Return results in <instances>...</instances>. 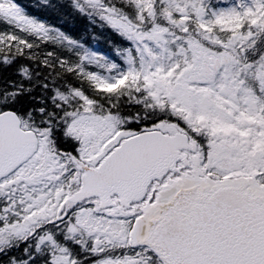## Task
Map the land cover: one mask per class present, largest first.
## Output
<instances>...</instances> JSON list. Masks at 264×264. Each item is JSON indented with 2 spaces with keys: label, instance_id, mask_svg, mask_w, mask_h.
Masks as SVG:
<instances>
[{
  "label": "snow or ice",
  "instance_id": "obj_1",
  "mask_svg": "<svg viewBox=\"0 0 264 264\" xmlns=\"http://www.w3.org/2000/svg\"><path fill=\"white\" fill-rule=\"evenodd\" d=\"M0 264H264V0H0Z\"/></svg>",
  "mask_w": 264,
  "mask_h": 264
},
{
  "label": "trees",
  "instance_id": "obj_2",
  "mask_svg": "<svg viewBox=\"0 0 264 264\" xmlns=\"http://www.w3.org/2000/svg\"><path fill=\"white\" fill-rule=\"evenodd\" d=\"M19 3L22 5H27L28 0H18ZM52 23H56V21H51ZM109 36L107 33L103 34L101 38L98 41H95L94 44L96 47H98L101 51L106 52V53H111V48L108 43Z\"/></svg>",
  "mask_w": 264,
  "mask_h": 264
}]
</instances>
